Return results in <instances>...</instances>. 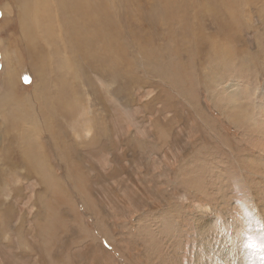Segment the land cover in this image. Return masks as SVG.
I'll return each mask as SVG.
<instances>
[{"label":"rangeland","instance_id":"rangeland-1","mask_svg":"<svg viewBox=\"0 0 264 264\" xmlns=\"http://www.w3.org/2000/svg\"><path fill=\"white\" fill-rule=\"evenodd\" d=\"M161 3L107 0L111 57L89 67L106 43L88 33L83 53L43 46L40 86L22 4L0 0V264H199L264 242V0Z\"/></svg>","mask_w":264,"mask_h":264},{"label":"bare ground","instance_id":"bare-ground-1","mask_svg":"<svg viewBox=\"0 0 264 264\" xmlns=\"http://www.w3.org/2000/svg\"><path fill=\"white\" fill-rule=\"evenodd\" d=\"M94 1L95 0H17V2L22 4V14H24L22 25L24 24V26H27V29H24L25 39L27 41L25 49L30 54V59L32 60L31 67L35 68V72L39 73L50 70L49 63L42 59L44 53L42 50L44 49L43 46L47 50L49 62L53 58L50 51L59 41L63 47V53H67L68 50H70V52L78 53V51H80L83 53V43L81 40H83V34L86 33L89 34L91 42L103 41L106 43H104L105 46L101 48L102 50L93 45V48L96 49L97 53L88 56V60L90 58L92 59L88 62L90 68H92L91 65L93 63H95L97 67H102L104 59L111 57L110 54L113 51V48L111 47L110 42L112 37L109 30L105 29V27L102 29L103 18L107 15V0H99L98 5L94 4ZM161 1L163 9H168V6L172 3V0ZM99 5L103 10V17L95 16L93 13L95 8ZM27 11L34 14V20L32 19L33 21L31 22L24 21ZM36 16H42V19H40L42 20V23L35 19ZM170 18L174 19V16L172 17L171 15ZM27 22L28 25L26 24ZM64 37L66 38V44L62 41ZM95 49L91 48V51L95 52ZM77 58L78 56L73 60H71L72 58H65L66 60L64 59L63 64L60 63L59 66L66 68V72L71 71L73 69L72 66L77 65V61L75 60ZM44 72L37 74L39 75L38 85L40 86H43L45 82ZM222 243L228 244H224L225 246H218V250H216L215 253L213 252L214 250L211 251L213 252L211 253L206 247V250L204 251L205 258L199 260V264H264V250L261 248L247 246L245 244L242 245L241 243L237 244L232 240L230 242L227 240Z\"/></svg>","mask_w":264,"mask_h":264},{"label":"clouds","instance_id":"clouds-1","mask_svg":"<svg viewBox=\"0 0 264 264\" xmlns=\"http://www.w3.org/2000/svg\"><path fill=\"white\" fill-rule=\"evenodd\" d=\"M262 250H264V242H260L258 245Z\"/></svg>","mask_w":264,"mask_h":264}]
</instances>
